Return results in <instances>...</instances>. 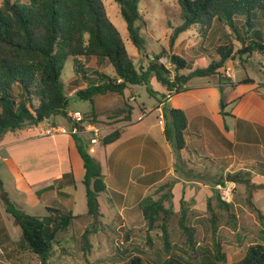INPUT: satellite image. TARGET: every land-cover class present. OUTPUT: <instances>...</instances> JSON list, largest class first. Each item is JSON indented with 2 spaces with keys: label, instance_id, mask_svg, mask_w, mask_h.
Listing matches in <instances>:
<instances>
[{
  "label": "trees",
  "instance_id": "16d2710c",
  "mask_svg": "<svg viewBox=\"0 0 264 264\" xmlns=\"http://www.w3.org/2000/svg\"><path fill=\"white\" fill-rule=\"evenodd\" d=\"M118 4L126 21L129 37L139 53L145 52L142 36L144 18L140 12L141 0H113ZM184 15V22L177 26L170 37L169 49L175 48L180 37L193 27H200L204 35H217V58H212L208 66L193 69L187 59L173 54L170 57L174 75L156 56L145 70L137 68L117 26L110 20L103 0H30L19 4L4 0L0 6V141L8 133H16L28 127L38 126L54 116L68 119L70 101L63 81L65 63L80 58H90L98 68L105 62L114 68L115 76L99 70L94 71L95 80L76 95L94 103L98 95L115 93L124 95L132 86H145L147 93L159 103L174 94L188 89L187 84L196 77L220 75L226 63L238 55L252 57L258 53L264 56V0H176ZM189 69V73L185 70ZM75 72L88 77L85 66L75 64ZM165 88L161 93L150 85L151 77ZM221 83L227 81L220 77ZM251 82V80H246ZM224 107V105H223ZM135 108H130L126 121L131 122ZM165 136L171 144L181 167L180 153L187 148L186 136L189 131L187 113L164 104ZM87 118V116H86ZM73 125V124H72ZM125 128V127H124ZM116 129L106 135L99 147H106L117 141L124 132ZM79 154L84 162L87 213L85 216L99 217V197L109 193L102 164L90 152V139L82 134H72ZM184 163V162H183ZM235 182L240 178L231 176ZM70 179L75 186L73 172L66 173L63 179ZM225 184H222L223 187ZM50 188V187H49ZM114 196L120 195L113 192ZM64 197L69 194L63 193ZM218 201L223 207L231 204ZM6 210L22 229L26 246L40 259V264H49L52 245L59 231L65 230L73 219L63 209L48 207L45 216L26 213L6 199ZM186 202L181 200L180 227L186 235L187 243L195 247L194 229L187 225ZM208 201L207 209L214 216ZM149 228L157 222L162 230L163 247L166 253L172 249L167 220L173 214L163 201L147 195L139 204ZM212 224L215 222L211 220ZM90 230L83 234L85 248L90 249ZM201 262L196 264H224L226 254L220 244L215 243V251L203 252ZM127 264H144L140 255L133 256ZM164 264H185L180 255L169 257ZM233 264H264V233L262 243L251 244L244 257Z\"/></svg>",
  "mask_w": 264,
  "mask_h": 264
},
{
  "label": "crops",
  "instance_id": "0c3cea01",
  "mask_svg": "<svg viewBox=\"0 0 264 264\" xmlns=\"http://www.w3.org/2000/svg\"><path fill=\"white\" fill-rule=\"evenodd\" d=\"M252 60L243 66L242 75L237 74L232 62H227L220 75L193 78L187 90L169 96L164 103L156 100L151 107L135 108L131 122L117 141L106 147L96 146L97 154H91L101 162L107 188L112 192L107 195L109 214L116 213L123 225L135 224L143 218L138 210L140 201L167 178L181 180V185L172 189L173 199H178L179 204L184 200L193 204L192 209L204 211L209 200L211 204L215 202L214 188L194 180L199 175L191 181L182 178L188 174L178 166L175 151L165 136V124H160L164 104L187 113V148L180 157L189 169L219 168L227 179L230 173L246 170L264 178V73L259 68L261 59ZM227 72H232L233 77ZM220 77L227 81L221 83ZM52 118L8 133L0 141V244L14 241L13 230L22 235L21 227L6 210L7 198L28 214L45 216L48 207L64 209L63 193L69 194L65 198L70 200L73 189L83 184L84 162L70 133L71 126L58 122L54 125ZM50 126L62 131L44 135V129ZM70 172L75 186L69 178L63 179ZM125 175L129 182L122 185ZM113 192L123 197L118 199ZM69 212L78 216L87 210Z\"/></svg>",
  "mask_w": 264,
  "mask_h": 264
},
{
  "label": "rangeland",
  "instance_id": "374dc122",
  "mask_svg": "<svg viewBox=\"0 0 264 264\" xmlns=\"http://www.w3.org/2000/svg\"><path fill=\"white\" fill-rule=\"evenodd\" d=\"M12 1L26 5L30 0ZM103 1L110 20L120 31L138 69L145 70L151 62L157 61L156 56H161L159 62L169 68L173 76L174 66L170 60L173 54L187 59L189 67H193V69L206 67L212 58H217L216 42L218 36L204 35L200 27H193L180 37L174 49H169L173 30L184 22V13L176 0H141L140 12L144 18V23H140V25L145 40V52L143 53H139L131 42L126 21L121 15L118 4L113 0ZM3 3L4 0H0V6ZM262 56L256 53L252 57L240 58L236 55L228 62H232L236 66L237 74L242 75L245 72L243 66H247L250 59L254 58L255 61L257 58L262 59ZM75 64L87 68V78L82 73L78 75L75 72ZM96 70L112 77L115 76L114 68L110 63L105 62L104 65L97 68L90 58H80L76 62L73 59L67 60L62 78L69 96V111H81L86 114L88 120L103 127L100 138L102 141L109 133L116 129H123L127 125L126 116L131 107L137 110L142 106L151 107L156 104V99L147 93L145 86L139 85L130 87L124 95L115 93L98 95L95 97L94 103L81 100L76 93L95 80V75L91 77V74ZM189 72V69L185 70V73ZM150 85L156 91L165 90L157 82L155 76L151 77ZM52 122L54 125L58 122L59 125L69 124L72 126L68 119L61 116H54ZM82 135L87 140L91 137L88 133ZM95 154L97 153L95 152ZM104 165L105 172L109 173L107 164L104 163ZM180 169L188 174V177L180 175L186 181H191L197 177L196 175H199L198 180H194L213 187V198L217 200L211 205L214 216L207 208L204 211H197L192 209L193 204H185V210L188 214L187 225L194 229L196 240L194 248L187 243L186 235L180 227L181 205L178 199L175 197L173 199L172 194V189L175 190L177 184L180 186L181 180L167 178L152 188L147 195L152 196L154 200L163 201L165 207L173 212L166 222L172 244L169 253L164 251L161 222H157L154 228H149L143 216L133 225H123L121 217L116 213L109 214L107 195H112V192H109L108 194L103 193L99 197L100 211L104 214L100 212V216L96 218L85 216V214L79 219H73L74 221L65 230L57 233L56 240L52 245L49 264H127L129 259L136 255L143 258L144 264H164L169 257L176 254L181 256L185 264H196L201 262L203 252L206 250L215 251V243L220 244L221 251L226 254L224 264H233L244 257L251 244L262 243L264 233V178H257L256 174L251 171L241 170L230 173L227 179L219 168L189 169V165H186L185 162H181ZM127 175H125V180L121 179L122 185L129 182ZM231 176L238 177L241 181L237 183ZM229 183L234 184V203H232L231 208L223 207L216 198L221 185ZM115 197L121 199L117 195ZM3 198L5 199L4 195ZM64 201L66 202V206H63L64 211L69 212V209H72L74 214L86 212L85 186L80 183L77 188L73 189L72 198L68 200L64 197ZM138 208L142 212L139 205ZM212 219L215 221L213 224ZM86 230H90V249L85 248V241L83 240V234ZM13 232L14 241L10 240L0 244L2 246V249L0 248V264H40L38 256L32 253L23 242L20 232L14 230Z\"/></svg>",
  "mask_w": 264,
  "mask_h": 264
},
{
  "label": "built area",
  "instance_id": "2783aa9c",
  "mask_svg": "<svg viewBox=\"0 0 264 264\" xmlns=\"http://www.w3.org/2000/svg\"><path fill=\"white\" fill-rule=\"evenodd\" d=\"M260 70L264 73V56L259 63ZM229 77H233V73L227 72ZM69 117L72 120V126L70 129L71 134H83L88 133L91 135L90 139V152H96V146L100 143V138L102 137L103 127L98 125L96 122L88 120L86 118V114L82 113L81 111H70ZM160 124H165L164 119L160 120ZM58 131H62L55 126H50L47 129H44V135H52ZM3 160L2 155L0 154V162ZM220 195L223 201L227 203H232L234 198V184L229 183L225 184L223 187L220 188Z\"/></svg>",
  "mask_w": 264,
  "mask_h": 264
}]
</instances>
